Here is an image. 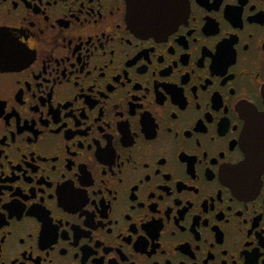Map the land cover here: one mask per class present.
Masks as SVG:
<instances>
[{"label":"flooded vegetation","instance_id":"obj_1","mask_svg":"<svg viewBox=\"0 0 264 264\" xmlns=\"http://www.w3.org/2000/svg\"><path fill=\"white\" fill-rule=\"evenodd\" d=\"M151 1L0 0V264H264V0Z\"/></svg>","mask_w":264,"mask_h":264},{"label":"water","instance_id":"obj_2","mask_svg":"<svg viewBox=\"0 0 264 264\" xmlns=\"http://www.w3.org/2000/svg\"><path fill=\"white\" fill-rule=\"evenodd\" d=\"M129 12L132 15H142V18L150 20L147 15L155 11H163L162 8H153L151 0H128ZM142 28L151 27L148 24H141ZM248 141L252 144L254 153L257 155L264 154V111L253 114L246 130Z\"/></svg>","mask_w":264,"mask_h":264}]
</instances>
